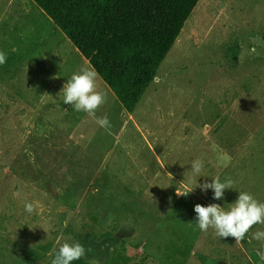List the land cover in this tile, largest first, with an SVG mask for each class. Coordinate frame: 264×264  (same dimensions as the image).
Listing matches in <instances>:
<instances>
[{
	"label": "rangeland",
	"instance_id": "rangeland-1",
	"mask_svg": "<svg viewBox=\"0 0 264 264\" xmlns=\"http://www.w3.org/2000/svg\"><path fill=\"white\" fill-rule=\"evenodd\" d=\"M263 36L264 0H199L132 113L98 76L105 129L63 103L88 62L30 0H0V264H51L58 236L86 264H264V224L237 242L194 212L264 203ZM216 177L222 200L178 195Z\"/></svg>",
	"mask_w": 264,
	"mask_h": 264
},
{
	"label": "trees",
	"instance_id": "trees-1",
	"mask_svg": "<svg viewBox=\"0 0 264 264\" xmlns=\"http://www.w3.org/2000/svg\"><path fill=\"white\" fill-rule=\"evenodd\" d=\"M30 1L132 113L199 0Z\"/></svg>",
	"mask_w": 264,
	"mask_h": 264
},
{
	"label": "clouds",
	"instance_id": "clouds-1",
	"mask_svg": "<svg viewBox=\"0 0 264 264\" xmlns=\"http://www.w3.org/2000/svg\"><path fill=\"white\" fill-rule=\"evenodd\" d=\"M255 39H259L258 37ZM252 54H256V48L248 50ZM7 61V54L0 51V65ZM99 73L95 68H85L78 73H74L71 78L64 84L63 103L73 105L75 111H83L90 117H95L96 110L106 101V95L97 90V79ZM96 123L101 128H110L111 123L108 117L96 118ZM203 161L197 159L192 162L191 170L194 175L200 177L203 169ZM231 179H226L224 182L216 177L211 182H204L194 187L188 188L184 194L192 192L195 187H199L201 191L206 192L211 189L214 193L213 199L222 200L224 190L232 188ZM19 192H14L13 196L18 197ZM24 209L31 214L35 211V205L31 202H26ZM196 213V225L203 233H207L209 228L215 230L216 236L219 238L233 237L237 242L242 241L248 231L256 224H264V203L258 202L252 194L248 192H239L238 198L232 206L225 210L220 205L209 204L202 206L201 204L194 205ZM253 239L264 241V231H257L253 234ZM63 237L58 236L55 243L59 246L51 264H72L73 261L79 260L86 255L87 251L80 242L68 243L62 242ZM261 260H264V252L260 254Z\"/></svg>",
	"mask_w": 264,
	"mask_h": 264
},
{
	"label": "water",
	"instance_id": "water-1",
	"mask_svg": "<svg viewBox=\"0 0 264 264\" xmlns=\"http://www.w3.org/2000/svg\"><path fill=\"white\" fill-rule=\"evenodd\" d=\"M47 190L50 192V194H55V191L49 185H47Z\"/></svg>",
	"mask_w": 264,
	"mask_h": 264
}]
</instances>
